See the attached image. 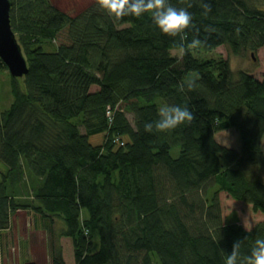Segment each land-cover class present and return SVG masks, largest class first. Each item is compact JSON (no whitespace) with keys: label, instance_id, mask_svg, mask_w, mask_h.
Wrapping results in <instances>:
<instances>
[{"label":"trees","instance_id":"obj_1","mask_svg":"<svg viewBox=\"0 0 264 264\" xmlns=\"http://www.w3.org/2000/svg\"><path fill=\"white\" fill-rule=\"evenodd\" d=\"M10 1L29 71L0 110V244L24 210L50 235L53 264H66L63 237L76 264H225L236 241L247 261L264 221L229 223L220 195L264 214V74L210 55L264 47V0H168L193 16L182 42L147 14L114 21L97 0L72 16ZM164 104L193 120L146 132ZM229 128L239 149L216 140Z\"/></svg>","mask_w":264,"mask_h":264},{"label":"rangeland","instance_id":"obj_2","mask_svg":"<svg viewBox=\"0 0 264 264\" xmlns=\"http://www.w3.org/2000/svg\"><path fill=\"white\" fill-rule=\"evenodd\" d=\"M96 0H51L53 5L58 9L63 10L69 15H76L82 12L87 7L94 4ZM65 37V33L57 41L61 42ZM174 56L180 57L177 51H172ZM221 55L230 62L234 72L244 71L252 75L262 77L264 74V47L256 53L250 51H242L239 54H233L230 49L219 47L210 57ZM11 78L9 71L0 73V110L7 109L13 98L11 95ZM130 121L133 119V114H128ZM103 140L102 135L99 137H91L94 144H98ZM218 143L223 144L228 148L239 149L240 139L237 131L234 128H229L226 131H218L216 134ZM264 150V139H263ZM221 206L224 216L229 223L239 220L240 224L247 228L253 229L255 224L264 221V214L253 211L250 204L240 202L228 197L226 193H221ZM12 221L9 229L2 232L0 244V263L1 264H26L29 261L35 264H53L51 237L39 220H35L31 212L19 210L12 216ZM56 229L60 228L56 224ZM60 247L63 249V258L66 264H76L74 258V248L72 240L63 237L59 241ZM98 240H95L96 248H99Z\"/></svg>","mask_w":264,"mask_h":264},{"label":"clouds","instance_id":"obj_3","mask_svg":"<svg viewBox=\"0 0 264 264\" xmlns=\"http://www.w3.org/2000/svg\"><path fill=\"white\" fill-rule=\"evenodd\" d=\"M98 6L114 21L128 16L141 18L150 15L153 25L165 36L179 37L182 42L186 30L192 26L193 16L185 8H176L168 0H97ZM197 43L193 41V44ZM183 54V44L176 50ZM191 88V85L188 86ZM158 119L145 123L146 132H169L178 126L190 123L193 113L187 106L164 104L158 108ZM240 241L232 246V251L226 254L225 264H264V238H256L251 247L247 261L241 259L238 249Z\"/></svg>","mask_w":264,"mask_h":264},{"label":"water","instance_id":"obj_4","mask_svg":"<svg viewBox=\"0 0 264 264\" xmlns=\"http://www.w3.org/2000/svg\"><path fill=\"white\" fill-rule=\"evenodd\" d=\"M12 1L0 0V57L11 76L21 78L28 74L27 58L14 33L11 22Z\"/></svg>","mask_w":264,"mask_h":264}]
</instances>
